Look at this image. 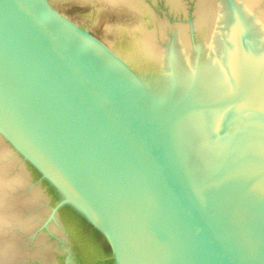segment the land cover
I'll list each match as a JSON object with an SVG mask.
<instances>
[{"label": "water", "instance_id": "obj_1", "mask_svg": "<svg viewBox=\"0 0 264 264\" xmlns=\"http://www.w3.org/2000/svg\"><path fill=\"white\" fill-rule=\"evenodd\" d=\"M0 264H264V0H0Z\"/></svg>", "mask_w": 264, "mask_h": 264}]
</instances>
